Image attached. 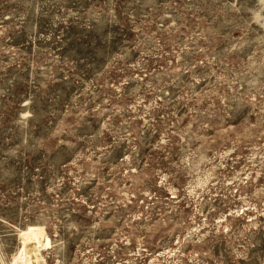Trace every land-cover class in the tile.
I'll return each instance as SVG.
<instances>
[{
	"label": "rangeland",
	"instance_id": "rangeland-1",
	"mask_svg": "<svg viewBox=\"0 0 264 264\" xmlns=\"http://www.w3.org/2000/svg\"><path fill=\"white\" fill-rule=\"evenodd\" d=\"M0 264H264V0H0Z\"/></svg>",
	"mask_w": 264,
	"mask_h": 264
}]
</instances>
